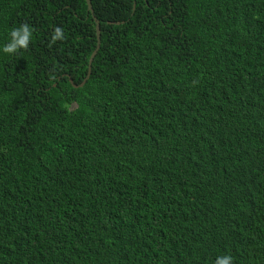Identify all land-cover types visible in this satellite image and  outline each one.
Instances as JSON below:
<instances>
[{"label":"trees","instance_id":"16d2710c","mask_svg":"<svg viewBox=\"0 0 264 264\" xmlns=\"http://www.w3.org/2000/svg\"><path fill=\"white\" fill-rule=\"evenodd\" d=\"M90 2L75 88L86 1L0 0V264H264V0Z\"/></svg>","mask_w":264,"mask_h":264},{"label":"clouds","instance_id":"9594fccd","mask_svg":"<svg viewBox=\"0 0 264 264\" xmlns=\"http://www.w3.org/2000/svg\"><path fill=\"white\" fill-rule=\"evenodd\" d=\"M91 7H92V5H91ZM87 10H88V8H87ZM92 10H93V8H92ZM91 16H92V14H91ZM92 18H93V16H92ZM93 21H94V19H93ZM31 39H32V29L27 23H21L19 26L12 27L9 29V31L7 33V37H6L5 42L2 45H0V53L11 55V54L16 53L18 50L27 49ZM64 39H65V35H64L62 28L59 26L55 27V29L53 30V32L50 36V42L55 43L57 40L63 41ZM95 48H96V46H95ZM96 53H97V51H96ZM96 53H95V55H96ZM91 63H92V61H91ZM89 69H90V72L88 73ZM90 73H91V64L89 66V60H88L86 75L89 77ZM69 78H71V77L70 76L67 77L68 81H69ZM82 80H81V82H82ZM72 82L74 83L73 79H72ZM81 82H79V83H81ZM69 83L72 87H74L70 81H69ZM79 83H77V84H79ZM74 84H76V83H74ZM81 86H83V84ZM81 86H77V87H81ZM239 114H240V116H242L243 112L239 111ZM20 250L22 253H24V245L20 246ZM213 264H234V260H233V257L231 254L224 253V254L217 255L215 260L213 261Z\"/></svg>","mask_w":264,"mask_h":264},{"label":"water","instance_id":"95a60500","mask_svg":"<svg viewBox=\"0 0 264 264\" xmlns=\"http://www.w3.org/2000/svg\"><path fill=\"white\" fill-rule=\"evenodd\" d=\"M85 1H86V4H87V8L91 12V14L93 16V19H94V22H95V34H96V40H97V42H96V48L93 50V52L91 53L90 58H89V66H90L91 61H92V59H93V57H94V55H95V53H96V51H97V49L99 48V45H100V27H99V21L96 19V17L93 14V10H92V7H91L90 0H85ZM89 72H90V69H89L88 73ZM87 77L88 76L86 75L84 77V79L82 80V82L79 83V84H74L72 82V79L71 78H69V81L72 83V85L74 87H77V86H81ZM232 92H233V95L235 96V100H239L238 95L233 90H232ZM240 107H242V106L240 105ZM231 110H233V109H231Z\"/></svg>","mask_w":264,"mask_h":264}]
</instances>
